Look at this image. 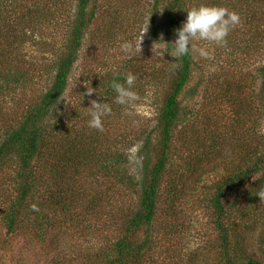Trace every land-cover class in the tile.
Masks as SVG:
<instances>
[{"label": "trees", "instance_id": "trees-1", "mask_svg": "<svg viewBox=\"0 0 264 264\" xmlns=\"http://www.w3.org/2000/svg\"><path fill=\"white\" fill-rule=\"evenodd\" d=\"M154 1L153 11L163 5L164 24L169 29L168 45L172 49L175 30L186 20L188 10L201 4L222 6L224 2ZM49 5L48 0H36L32 6L23 7L26 14L21 20L33 22V26L43 22L45 25L50 22L49 16L44 14L50 10ZM241 7L244 11H237L247 29H254L252 41L260 45L263 57L257 73L261 81L260 97L264 101V0H244ZM93 8L96 7L92 0H77L65 48L62 47L57 61L46 69L54 77L40 94L26 99L24 105L17 106L11 114L3 104L6 94L0 92V222L7 234L34 238L40 243L65 235L68 227L80 236L78 238L100 240L99 248L88 245L92 254L85 264H151L155 254L161 252L160 243H167L166 250L162 251L166 257L174 251L170 237L175 234L176 224L171 218L176 215L174 207L178 201L193 189L189 182L197 163L195 154L198 160H206L218 155L223 146L215 130L209 132L206 140L198 141L197 147L192 143L188 148L179 146L184 139L179 137L182 125L187 120L200 118L198 112L190 111L181 101L196 65V54L192 53L178 60L173 57L168 75L164 69L170 87L156 120L155 138L148 136L140 140L139 173L129 171L130 161L124 152L113 144H105L106 134L90 128L86 124L89 119L85 120L84 115H76L77 122L72 120L65 94L73 65L95 17ZM12 37L11 32L0 34V89L5 87V90L16 89L36 75L9 67L8 56L13 50L6 39ZM2 40L6 42L1 44ZM159 73L153 71V77H159ZM124 78L120 73L111 78L105 88V102L111 105L112 111L119 108H116V93L111 84L113 81L123 84ZM242 88L239 85L241 94ZM247 97L250 95L244 96ZM63 109L65 111H61ZM252 109L250 102L238 107L244 113ZM107 117L109 115L103 121ZM189 128L194 130V127ZM259 139L257 150L250 153L252 158L244 166L229 171L216 185L210 200L218 233L217 247L224 264H261L246 253L242 243L244 233H239L240 230L252 233L259 218L264 220L261 215L264 210V135ZM174 163L179 169H174ZM114 194L120 196V207L110 201ZM130 194H136L138 201L129 200L125 204ZM166 197L172 211L163 208L159 211L162 198ZM33 204L39 207L38 212L32 210ZM89 219L93 222L81 231V225ZM156 224L163 226L157 233ZM261 239L264 241V236Z\"/></svg>", "mask_w": 264, "mask_h": 264}, {"label": "rangeland", "instance_id": "rangeland-1", "mask_svg": "<svg viewBox=\"0 0 264 264\" xmlns=\"http://www.w3.org/2000/svg\"><path fill=\"white\" fill-rule=\"evenodd\" d=\"M35 1L0 0V34L4 36L11 32L14 37L17 36L6 39L13 50L8 56L9 67L22 68L21 73L28 72L32 76L36 74L32 81L24 82L16 89H0L6 94L3 98L5 110L11 114L17 106H23L26 99H34L50 84L54 76L46 72L47 66L57 61L62 47L65 48L70 20L77 6V0H48L50 10L44 11V14L49 16L50 22L33 26V22L26 23L21 18L26 14L23 7L32 6ZM92 2L96 7L93 8L95 17L73 65L65 94L66 106L75 122L79 114L84 115L85 120L90 119L88 108L91 101L105 102V88L111 78L120 73L136 75L133 90L139 100L129 107L116 104L119 109L112 111L103 121L102 132L106 134L105 144L108 142L119 147L130 161L129 171L137 174L141 161L140 140L156 136V120L166 90L170 87L168 67L175 56L174 49L168 45L169 29L164 24L163 5L153 11L154 0ZM243 2L224 0L222 7L239 13L237 10L244 11L241 7ZM240 18V23L229 33L226 46L220 47L199 39L193 41L196 47L207 48L211 58L196 55L195 69L181 101L190 111L198 112L200 118L187 120L182 125L179 137L184 139L179 146L188 148L192 143L193 147H197L198 141L206 140L209 132L215 130L223 147L218 155L206 160H198L195 154L197 163L189 182L193 189L178 201L174 207L176 215L171 218L176 224L175 234L170 237L174 251L166 257L162 251L166 250L167 243H160L161 252L155 254L151 264H224L217 247L218 233L210 200L218 182L229 171L244 166L252 158L250 153L257 150L259 136L264 135V101L260 97L261 81L257 73L263 57L260 45L252 41L254 29L249 28L252 30L249 31L243 18ZM6 40H2L1 44ZM122 42L132 43L133 50L123 52L120 47ZM155 70L160 71L159 77H153ZM239 85L243 86L242 94L238 92ZM91 87L96 91L89 96L87 88ZM245 95L250 97L244 98ZM238 102L245 106L250 102L253 109L244 113L238 110ZM189 127H194V130ZM174 169H179L176 163ZM118 197L115 194L111 196L113 206H121ZM129 200L138 201V196L130 194L124 203L128 204ZM168 206L169 199L162 198L159 211L162 208L172 211ZM261 215L264 218V210ZM92 222L91 219L85 221L81 231ZM162 227L156 224L154 231L157 233ZM239 233H244L242 243L246 253L264 264V241L261 239L264 236V220L259 218L252 233L241 230ZM78 237L68 227L65 235L40 243L34 238L7 234L0 222V264H85L92 254L88 245L99 248L101 241H86Z\"/></svg>", "mask_w": 264, "mask_h": 264}, {"label": "clouds", "instance_id": "clouds-1", "mask_svg": "<svg viewBox=\"0 0 264 264\" xmlns=\"http://www.w3.org/2000/svg\"><path fill=\"white\" fill-rule=\"evenodd\" d=\"M187 12L186 20L175 30L176 39L172 44L175 56L170 53L177 60L189 53L210 59V51L204 47H196L193 41L199 39L220 47L226 46L229 33L240 23L241 19L238 12L215 5L201 4L199 7H193ZM120 47L123 52L130 53L134 46L130 42H122ZM136 79V75L128 73L123 84L118 81L112 82L111 87L116 93L114 100L116 104L129 107L139 100L138 94L133 90ZM95 91L92 87L87 88V95L91 96ZM88 109H90L89 127L102 131L104 118L112 112L111 106L107 102L100 103L97 100H92L91 107ZM31 207L33 211H39L36 204Z\"/></svg>", "mask_w": 264, "mask_h": 264}]
</instances>
